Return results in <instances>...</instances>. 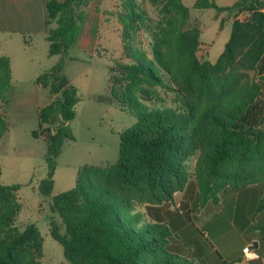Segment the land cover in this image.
I'll use <instances>...</instances> for the list:
<instances>
[{
  "label": "trees",
  "instance_id": "1",
  "mask_svg": "<svg viewBox=\"0 0 264 264\" xmlns=\"http://www.w3.org/2000/svg\"><path fill=\"white\" fill-rule=\"evenodd\" d=\"M89 2L49 0L46 5L49 55L59 57L36 80L54 98L38 112L39 129L33 132L46 142L48 172L38 186L46 198L54 191L64 143L75 140L71 123L81 98L65 67L79 45ZM142 2L157 10L156 19ZM194 8L248 14L234 20L215 63L198 57L202 30L191 26L183 0H118L127 61L109 67V89L94 100L137 122L121 132L117 162L80 169L76 186L51 198V210L65 230L51 219V236L70 264H203L186 255L176 235L184 224L179 215L171 210L145 214L138 207H166L184 192L186 198L196 193L202 209L219 204L227 189L264 185V0H239L229 7L197 0ZM142 30L150 35V51L138 47ZM25 43L30 45L29 38ZM12 87L11 60L0 56V139L9 129L7 93ZM162 90L174 94L169 107L159 105ZM199 152L191 179L188 163ZM20 189L0 181V264H41L40 229L16 227ZM259 210H264V196Z\"/></svg>",
  "mask_w": 264,
  "mask_h": 264
},
{
  "label": "rangeland",
  "instance_id": "2",
  "mask_svg": "<svg viewBox=\"0 0 264 264\" xmlns=\"http://www.w3.org/2000/svg\"><path fill=\"white\" fill-rule=\"evenodd\" d=\"M195 1L186 0V5L191 11V26H198L202 30V43L198 51V57L202 61L215 63L230 39L234 20L236 18L244 20L248 14L242 13L236 16L235 14H225V12L218 13L215 9H195ZM230 1L232 0H219L221 4H227ZM142 3L144 8L149 11L150 16L156 19L157 10L148 2ZM233 3H237V0ZM107 28L111 33L109 43L106 42V37L109 38ZM122 28L120 23L118 25L116 21H110L109 27L105 25L104 29L99 30L100 42L94 55L78 47H74L70 51V56L78 57L80 61L67 62L65 74L72 79L81 74L91 88L88 86L84 88L81 85V101L76 106V118L71 123L75 140L65 141L62 153L57 159V169L54 177L55 187L52 197L73 189L76 186L80 169L86 166L108 167L117 162L121 142L120 134L137 122L136 117L121 110L106 113L109 105L98 103L94 100V96L87 92L94 91L98 87V89H101V86L102 89L98 95L106 94L109 89V67L116 62L127 61L123 53ZM119 30L121 32L118 34ZM116 35H119L121 40ZM3 38L4 36L0 34V40H3ZM150 43L149 33L142 30L137 36L138 47L150 51ZM23 44L24 40L20 39L19 43L14 42L5 51V54H13L16 83L18 84L7 93L9 103L6 109V118L9 129L0 139V181L7 186H21L17 193L21 207L16 227L24 230L28 225L34 224L40 229L44 240L41 264H70L64 257L62 245L51 236V219H55L59 223L62 233L65 232L61 219L51 210L52 197H44L38 188L48 172L45 160L46 142L42 137L35 138L33 132L39 129L38 108L48 105L52 95L48 91H44L45 93L39 97L42 98L40 102L21 101L26 94L35 88L28 81L34 74V68L36 70V67H33V70L28 67L29 64H32V59L45 58L47 65L49 60L50 66L47 67L50 68L57 61V57H50L49 43L44 39L37 42L35 49L23 51ZM249 74L251 77L254 76L253 72H249ZM22 77L25 79L24 82L27 81L25 84H19L21 83L19 79ZM161 96L164 102L159 105L168 107L172 105L173 93H166L162 90ZM200 156L201 153L199 152L188 163L191 179H193ZM259 186L264 187V185ZM182 195L183 192L176 193L173 200L169 202V207L177 209V204L180 203ZM220 202L217 205L214 203L209 205L203 217L197 218V225L201 232L204 233L211 226L210 218L217 212ZM193 203L195 204L194 209H197V196ZM159 208L163 209L162 206L156 205L138 207L145 214H150L151 209L157 210ZM193 215L196 214L191 212V216ZM223 216L217 218L224 219ZM206 221L209 223L208 225Z\"/></svg>",
  "mask_w": 264,
  "mask_h": 264
},
{
  "label": "crops",
  "instance_id": "3",
  "mask_svg": "<svg viewBox=\"0 0 264 264\" xmlns=\"http://www.w3.org/2000/svg\"><path fill=\"white\" fill-rule=\"evenodd\" d=\"M48 1L0 0V34L4 36L3 40H0V56H7L11 60L13 87L18 84L16 83L17 78L15 75L16 69L13 54H5V51L14 42L16 44L17 42L19 43L20 39L24 40L23 51H26V49H35L40 39L46 40L48 33V27L46 25L48 12L46 5ZM183 1L186 4V0ZM214 2L219 7H229V5L234 4L233 2L235 0L227 4H221L219 0H214ZM117 10L118 0H90L86 10V20L81 25V36L78 48L94 55L100 42L98 31L104 29L105 25L109 27L110 21H116L119 25L116 16ZM107 32L109 38L106 37V42L109 43L111 34L109 28H107ZM120 32L119 30L118 34ZM116 36L120 39L119 35ZM25 37L29 38L31 42L29 46L25 43ZM70 57L72 58L70 60L72 62L80 61L78 57ZM58 61L59 57H57L54 65ZM49 64L50 62L48 60ZM48 65L45 58L32 59V64H29L28 67L30 70L36 67V70L34 68V74H32L28 81L35 88L26 94L21 101L37 103L42 100L39 97L45 93L44 91L49 92L48 89L36 83L37 78L44 71L54 66L49 68L47 67ZM68 78L79 89V94L81 93V85L84 88L88 86V82L83 79L81 74L75 76L74 79ZM19 80H21L19 84H25L27 82L23 81L25 80L23 77ZM100 88L102 89L101 86ZM101 89H98L97 92L95 89L94 91L87 92L95 97ZM53 99L52 96L50 103ZM46 106L39 107L38 112ZM107 107L108 112L106 113L120 110L114 106ZM196 196L197 194L195 193L192 197L186 198L183 192L180 203L177 204V209L170 208L169 205H166V207L162 206L163 209H151L150 211L163 214L165 210H171L179 215L181 221L184 220V224L180 227L176 235L180 243L186 246V255L195 258L203 264H264V210H259L260 202L264 196V187L258 185L248 187L239 192L230 189L224 191L221 196L220 207L210 218L212 224L204 233L198 228L197 218H202L207 207L212 203H208L202 209L198 207L194 209L195 204L193 202L196 200ZM191 212L196 215L191 216ZM218 216H223L224 219L217 218ZM246 247H250L252 253L258 255V258L247 257L244 253Z\"/></svg>",
  "mask_w": 264,
  "mask_h": 264
},
{
  "label": "built area",
  "instance_id": "4",
  "mask_svg": "<svg viewBox=\"0 0 264 264\" xmlns=\"http://www.w3.org/2000/svg\"><path fill=\"white\" fill-rule=\"evenodd\" d=\"M244 253L247 255V257L258 258V255L252 253V250L250 247H246L244 249Z\"/></svg>",
  "mask_w": 264,
  "mask_h": 264
},
{
  "label": "water",
  "instance_id": "5",
  "mask_svg": "<svg viewBox=\"0 0 264 264\" xmlns=\"http://www.w3.org/2000/svg\"><path fill=\"white\" fill-rule=\"evenodd\" d=\"M255 247H256V244H255Z\"/></svg>",
  "mask_w": 264,
  "mask_h": 264
}]
</instances>
